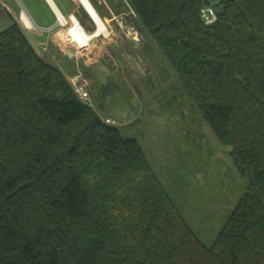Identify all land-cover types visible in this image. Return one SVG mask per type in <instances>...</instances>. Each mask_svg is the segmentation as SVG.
I'll list each match as a JSON object with an SVG mask.
<instances>
[{
  "label": "trees",
  "instance_id": "1",
  "mask_svg": "<svg viewBox=\"0 0 264 264\" xmlns=\"http://www.w3.org/2000/svg\"><path fill=\"white\" fill-rule=\"evenodd\" d=\"M129 2L246 190L204 244L137 139L13 22L0 32V264H264V0Z\"/></svg>",
  "mask_w": 264,
  "mask_h": 264
},
{
  "label": "rangeland",
  "instance_id": "2",
  "mask_svg": "<svg viewBox=\"0 0 264 264\" xmlns=\"http://www.w3.org/2000/svg\"><path fill=\"white\" fill-rule=\"evenodd\" d=\"M101 6L109 11L102 17L108 35L58 67L75 90L86 84L90 97L84 100L103 119L137 139L181 214L211 246L246 190L232 147L217 139L156 42L141 31L129 0H101Z\"/></svg>",
  "mask_w": 264,
  "mask_h": 264
},
{
  "label": "crops",
  "instance_id": "3",
  "mask_svg": "<svg viewBox=\"0 0 264 264\" xmlns=\"http://www.w3.org/2000/svg\"><path fill=\"white\" fill-rule=\"evenodd\" d=\"M91 1L101 17H105L109 11L108 8L107 11L102 8L101 0ZM78 2L77 0H0V32L13 22H18L38 53L44 52L43 55L40 54L42 57L57 58L56 62L51 61L52 64L66 68L67 66H61L60 61L69 65L72 58L61 45L60 39L66 37V31L58 24L59 13L66 17L74 15L83 18L89 26L93 21L87 10ZM82 9L86 12L82 13ZM63 58H67L68 62Z\"/></svg>",
  "mask_w": 264,
  "mask_h": 264
},
{
  "label": "built area",
  "instance_id": "4",
  "mask_svg": "<svg viewBox=\"0 0 264 264\" xmlns=\"http://www.w3.org/2000/svg\"><path fill=\"white\" fill-rule=\"evenodd\" d=\"M201 17H202L204 24H206V25L212 24L217 19V11L211 5L205 6L201 9ZM58 24L62 25L65 28L66 37L69 39V41L73 45V49L76 52L82 51L86 47H89L92 44V41L94 40V37H93V39H87V40H86V37H83L85 29H86L88 34H91L93 36V34L95 33L94 31L98 27L97 23H96V27H94V29L91 31L90 29H87L83 25V23L81 22V20L78 16L71 15L70 17H66L62 14L58 15ZM134 30H135V28H134ZM108 33H109V30H108ZM138 33H139L138 30H135L134 33H132L133 38L136 40L137 39L139 40L140 34H138ZM102 36L103 35H98L96 37V39L100 38ZM79 85H80L79 87L75 85V88L77 90L78 95L81 98H83V100L89 99L90 93L87 90L86 84L83 83L84 86L82 84H79ZM106 120L108 122H113V120H111V119H106Z\"/></svg>",
  "mask_w": 264,
  "mask_h": 264
},
{
  "label": "bare ground",
  "instance_id": "5",
  "mask_svg": "<svg viewBox=\"0 0 264 264\" xmlns=\"http://www.w3.org/2000/svg\"><path fill=\"white\" fill-rule=\"evenodd\" d=\"M79 2L81 3V5L86 10L88 9V11L90 12V15L92 17H94V19H95V21L97 23V26H98L97 29L94 31L95 33L93 34V36L91 34H88L87 31H86V29H85L84 36L83 37H86V40L87 39H93V37H94V40H96V37L98 35H108V30H109L108 29V26H107L105 20L98 13L97 9L95 8V6L91 2V0H79ZM95 21L93 20L94 23H95ZM96 23H95V25H96Z\"/></svg>",
  "mask_w": 264,
  "mask_h": 264
},
{
  "label": "water",
  "instance_id": "6",
  "mask_svg": "<svg viewBox=\"0 0 264 264\" xmlns=\"http://www.w3.org/2000/svg\"><path fill=\"white\" fill-rule=\"evenodd\" d=\"M87 12L90 15V12L88 11V9H87ZM92 19L95 21L94 17H92ZM95 23H96V21H95ZM60 40H61V45L63 46L64 49H66L68 55L70 57H73L74 56L73 45L71 44V42L69 41V39L67 37H62Z\"/></svg>",
  "mask_w": 264,
  "mask_h": 264
},
{
  "label": "clouds",
  "instance_id": "7",
  "mask_svg": "<svg viewBox=\"0 0 264 264\" xmlns=\"http://www.w3.org/2000/svg\"><path fill=\"white\" fill-rule=\"evenodd\" d=\"M92 2V1H91ZM89 14V13H88ZM81 20V19H80ZM93 20V19H92ZM82 22V21H81ZM84 25V24H83ZM85 26V25H84ZM95 27V26H94ZM88 29V28H87ZM91 31L93 30V29H90ZM73 51H74V49H73Z\"/></svg>",
  "mask_w": 264,
  "mask_h": 264
}]
</instances>
